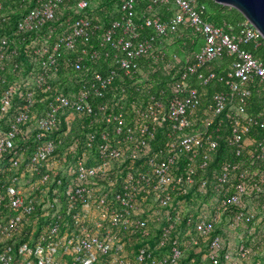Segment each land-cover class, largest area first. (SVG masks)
<instances>
[{
  "label": "built area",
  "instance_id": "2783aa9c",
  "mask_svg": "<svg viewBox=\"0 0 264 264\" xmlns=\"http://www.w3.org/2000/svg\"><path fill=\"white\" fill-rule=\"evenodd\" d=\"M140 1L147 0H125L122 8L127 10L128 15H132V9ZM60 2L61 0H35V5L17 20L16 33L21 35L39 29L53 19ZM74 2L76 8L82 10L89 1ZM150 2L170 3L172 15L166 20L158 16L148 17L141 25L134 23L130 16L112 21L104 32L102 42L111 43L119 51L115 58V68L106 74L94 72L83 77L80 89L71 97L56 94L34 122L31 121L33 91L50 90L47 78L57 57L61 55V48L74 50L78 41L87 42L96 26L86 17H78L71 30L62 35L57 43L45 42L34 47L33 52L39 60L33 68V79L30 74H26L22 80L9 77V72L13 73L17 67L13 60L16 49L12 47L8 36L0 38V161L8 159L4 163L6 169L0 171V208L8 211V214L0 217V235L8 237L14 234L24 223L21 217L30 216L34 211L33 203L23 196L18 187V172H27L31 176L32 191H45L49 188V183H61V179H55L54 175L65 172L61 159L56 155V150L63 145V138L53 135L61 116L76 119L83 115L91 117L102 113L107 124L113 121L114 138L110 139L107 132H102L101 141L93 149L94 134H90L86 146L93 149L92 155H76L73 165L71 164L74 170L69 169L70 173L68 172L73 175L70 199L73 202L80 201L81 205L72 216L74 223L68 234L58 235V223L41 232L45 245L36 243L37 264H57V258L65 245L69 247L71 258L76 264H174L182 257L179 239L169 235V228L181 220L178 214L166 215L169 226L163 232L160 242L161 246L166 247L160 249L157 256L146 248L127 251L125 243L130 242L133 235L148 234L147 221L142 213L152 208L155 214H161L163 206L171 201L173 193L187 192L194 184L196 168H203L209 154L217 147L219 128H209L213 123L211 115L204 118L202 129H194L190 119L197 89L188 81L191 79L190 75L199 68L221 56L231 57L225 82L230 90L236 92L238 98V104L231 114L229 136V143L237 147V155L240 153L242 134L252 126L264 129V116H250L245 112L246 98L250 94L245 83L254 79L264 82V63L253 57L247 48L250 44H260L259 38L264 43L258 30L247 20L237 29L230 25L216 26L202 17V10L197 7L196 0ZM1 9L0 0V18L4 20L6 16L1 13ZM142 25L149 27L152 33L133 42V39L139 37ZM180 27L197 33L203 42L194 53L193 60L184 64L167 102L151 96L143 107L136 109V122L130 124L126 122L122 112H106L105 104L94 101L104 96L119 71L125 75L135 71L139 58L152 50L157 38L175 33ZM82 52H89L91 58L96 56L94 50L83 49ZM163 55L158 53L156 58L168 63L178 59L176 53H171L167 58ZM77 60L82 58L79 56ZM5 66L9 71L7 73H4ZM214 76L213 72L209 73L201 83H208ZM228 97V93L224 91L215 94L208 110L213 115L220 114ZM166 125L168 129L164 142L155 145L156 149L145 157V162L133 170L135 160L141 158V153H148L152 141L155 143L157 129ZM255 151L258 158H264V136L256 140ZM126 159L130 168L125 170L123 165L124 174L119 180V190L112 195L110 188L113 189L117 179L112 176L114 165L111 164L115 161L123 164ZM236 169L237 164L225 163L218 183H226ZM6 171L10 173L8 178L4 177ZM98 179L104 180V183L97 182ZM246 179H252L248 168L239 172L231 192L222 199V204L229 206L243 204L242 210H237L231 216L233 224L251 222L254 218L246 212L250 207V190ZM205 186L206 181L202 180L199 188L203 190ZM253 186L259 188L260 184L253 182ZM138 193H144L142 199L149 200L150 204L136 200ZM191 217L190 214L186 223L191 221ZM218 221V216L211 219L200 218L195 223L196 235L191 236V242L197 244L200 236L211 232ZM228 222L227 220L226 223ZM221 244V235L215 234L209 242L211 264H240L242 260L249 259L250 249L243 243L226 252L221 251ZM22 250V264H28L26 259L29 252L26 246H22ZM253 264L262 262L256 260Z\"/></svg>",
  "mask_w": 264,
  "mask_h": 264
},
{
  "label": "trees",
  "instance_id": "16d2710c",
  "mask_svg": "<svg viewBox=\"0 0 264 264\" xmlns=\"http://www.w3.org/2000/svg\"><path fill=\"white\" fill-rule=\"evenodd\" d=\"M1 1V13H4L6 18L4 20L0 18V38L8 36V39L12 42H10L12 47L16 49L13 60L17 63V67L13 73H10L6 66L4 73L9 72V77H13V79L22 80L26 74H30L32 78L34 75L33 68L37 66L39 60V57L34 54L33 48L45 42L50 44L57 43L62 35L71 30L76 18L86 17L96 26L94 33L87 42L78 41L74 50L61 48V55L57 57L55 65L50 69V76L47 78L50 90H35L32 93V122L43 113L48 101L56 94L71 97L80 89L83 77H87L94 72L106 74L115 68V58L119 51L111 43L102 42L104 32L112 21L130 16L134 23L141 25L145 18L158 16L160 19L166 20L173 13L169 9L170 3L152 4L150 0L138 2L132 9V15H128L127 10L122 8L125 0H96L97 6L92 4L95 0H88V5L82 10L76 8L74 0H61L55 10L53 19L47 21L39 29L20 35L15 31L16 22L35 5V0ZM114 2L115 7L112 9L111 6ZM196 5L202 10V17L216 26L230 25L234 29H237L239 25L246 22V19L237 9L219 4L214 0H196ZM102 7H106L110 11L109 14L104 15L103 12L107 13V10ZM157 8L161 10L155 11ZM150 33H152V30L142 25L139 29V37L133 39V42H137L143 36ZM197 35V33L190 29L180 27L175 33L157 38L152 50L139 58L138 68L127 75L119 71L118 76L114 78L106 89L104 96L96 98L94 101H101L105 104L106 112H114L115 114L122 112L127 123L135 124L136 109L143 107L151 96L163 102H167L170 99L171 88L179 80L184 64L192 61L193 55L197 51ZM169 38H175L176 40L183 39V43L184 41L190 43L191 40L194 46L193 49H195L186 55V61H184L179 70L176 69L174 63H168L166 60L156 58L158 53L164 54V58L170 56L171 53L177 54L176 50L173 52L164 50L166 41ZM259 41H261L260 44H250L247 48L251 51L253 57L264 63V43H262L261 38H259ZM83 49L87 51L94 50L96 56L91 58L89 52H82ZM79 56L82 60L78 61L77 58ZM230 64L231 57L221 56L199 68L194 74H191V79L188 81L191 86L197 89V98L190 117L192 127L194 129H202L204 127V118L207 115H211L213 123L209 128L211 130L216 127L219 128L216 149L209 154L203 168L199 166L196 168L194 184L187 192L173 193L171 201L163 206L161 214H155L152 208H148L142 213L143 218L147 221L148 234L133 235L132 240L125 243V250L132 252L139 248H146L153 251L155 256H157L159 250L166 247V245L161 246L160 242L163 232L169 226L166 215L170 213L171 215L178 214L181 217L180 222H176L173 227L169 228V235L179 239V244L183 250L182 257L174 264H211L209 242L215 234L221 235L222 252L234 250L235 246L237 247L239 243H243L250 249L249 259L242 260L240 264H253L256 260H260L264 264L262 252L264 250V158H258L255 151L256 140L264 136V129L252 126L248 132L242 134L240 153L239 155L236 154L237 147L229 143L231 114L234 107L238 104L236 92L230 90L225 82L226 74L230 70ZM211 72L215 76L208 83H201L202 79ZM72 77H75L77 80L75 90L70 91L66 82L69 78L72 80ZM245 86L250 89V94L246 98L245 112L250 116H264V82L254 79L245 83ZM222 91L227 92L229 95L226 106L220 114L213 115L208 110L209 105L214 95ZM67 120L68 118L65 116H61L59 123H57L53 130L54 136L60 135L63 138V145L56 150V155L61 159L62 163L64 160L62 152L67 144L71 150L68 154L73 165L76 155H92L94 145L101 141L102 132H107L110 139L114 138L113 121L107 124L104 121L102 113L91 117L83 115L76 119L74 118L72 125L77 130L71 136L62 132ZM167 129V125L157 129L155 143L153 144L152 141L148 153H141V158L135 160L132 166L133 170L140 163L145 162V157L156 149L155 145L164 142L167 136ZM90 134H94L93 149L86 146L87 138ZM75 138H77L76 142L74 141ZM4 155L6 156L7 152ZM7 161V158L0 161V171L4 170L3 165ZM88 161L92 162L89 158ZM227 162L237 164V169L229 176L226 183L220 184L218 183V178L222 173L223 165ZM123 165L125 170L130 168V163L126 159L123 164L115 161L113 166L114 171H111L113 178L117 179L113 189L110 188V194L112 195L119 190V180L124 174ZM244 168H248L250 177H252L251 180L246 179L250 190V207L246 212L252 214L254 218L251 222L241 221L233 224L231 216L237 210H242L243 204L229 206L222 204V199L231 192L233 183L238 178L239 172ZM70 170L73 171L74 168L72 169L71 167ZM72 176L67 171L54 175L55 179H61V183H49V188L44 191L49 194L50 200V204H48L46 209L48 218L42 220V225L34 223L35 228L32 219L36 216L35 212L37 206L40 204H35L34 200L28 198L34 206V211L29 216L28 221H25L18 231L14 232L11 236L0 235V263L13 258L18 260L22 258V264V255L24 253L22 246H26L27 250H31L26 259L28 264H37L36 243L39 242L42 246L45 245L40 236L42 231L49 229L54 223H58V235H65L71 231L74 223L72 216L81 205L80 201L73 202L70 199ZM202 180L206 181V186L203 190L199 188ZM97 182L104 183V180L98 179ZM253 182L260 184V187L253 186ZM215 185H217V188H214ZM144 195V193L136 194V200L143 204H150L149 200L142 199ZM2 212H5V215L8 214L7 210L0 208V214ZM190 214L192 216L191 221L186 223ZM214 216L219 217V221L215 224L214 229L205 236H200L199 242L193 244L190 238L196 235L195 223L200 218L211 219ZM224 219L229 221V226L235 228V234L232 237L235 241H230V243L234 242L231 249L225 246L226 235L225 233L223 235L220 229ZM239 232L241 234L237 235L236 233ZM64 256L71 258L70 249L67 245L64 246L57 260ZM132 260L134 262L135 259L132 257Z\"/></svg>",
  "mask_w": 264,
  "mask_h": 264
},
{
  "label": "rangeland",
  "instance_id": "374dc122",
  "mask_svg": "<svg viewBox=\"0 0 264 264\" xmlns=\"http://www.w3.org/2000/svg\"><path fill=\"white\" fill-rule=\"evenodd\" d=\"M92 4H95V6H97V3H96V0L93 1ZM115 7V2L113 3V5L111 6L112 9H114ZM104 9L107 10V13L103 12L104 15H107L109 14L110 11H108V9L106 7H102ZM158 10H161L160 8H157L155 11H158ZM192 41L190 40V44H188L187 46L183 45V39H178L176 40L175 38H169L167 41H166V44L164 46V50H166L167 52H173L174 50L177 51V60L173 61L174 63V66L176 67L177 70H179L181 67H182V64H184V61H186V55L187 54H190V52L195 49L194 46H193V43H191ZM74 75V74H73ZM75 76V75H74ZM73 79L71 80L70 78L68 79V81L66 82V84H68V89L70 91L72 90H75V85H76V78L75 77H72ZM74 120L72 118L68 119L67 122L65 123V126L62 130V132L64 134H67L69 136L73 135L77 128L76 127H73L74 125H72L74 122ZM70 146L72 147V145L70 144ZM70 148L67 144V146L65 147V149L63 150L62 152V156L64 157V160H63V170L64 171H67L70 173V168H71V158L69 157V152H70ZM114 163L111 164V166H113ZM3 168L4 170L6 169V164L3 165ZM9 174L8 171H6L4 177L5 178H8L9 177ZM17 176L19 177V184H18V187L20 189V191L22 192L23 196L25 198H29V199H32L35 201V204H40L37 206V209H36V216H34V218L32 219V223H33V226L35 228V224H40L42 225L43 224V221L44 219H47L48 216H47V206L48 204H50V200H49V194L47 192H44V191H41V190H34L32 191L31 190V176L27 174V172H18L17 173ZM192 204V203H191ZM195 204V203H193ZM34 214V215H35ZM5 215V212H2L0 214V217L1 216H4ZM29 219V216H26V217H21V220L22 221H28ZM227 219H224L223 220V223L221 224V233L224 235L225 233V246L229 247L230 249L232 248V243H230V241H235L233 240L234 238L233 235L235 234V228H232V226H229L227 223ZM35 223V224H34ZM237 235L241 234V232L239 233H236ZM7 249V248H6ZM31 250H28V252H30ZM27 252V253H28ZM263 252V255H264V250L262 251ZM24 255H22L23 257ZM21 259L18 260V259H9V260H6L4 263H0V264H21ZM57 264H76V262L74 260H72V258H69L68 256H64V257H61L58 259V262Z\"/></svg>",
  "mask_w": 264,
  "mask_h": 264
},
{
  "label": "water",
  "instance_id": "95a60500",
  "mask_svg": "<svg viewBox=\"0 0 264 264\" xmlns=\"http://www.w3.org/2000/svg\"><path fill=\"white\" fill-rule=\"evenodd\" d=\"M237 9L264 39V0H214Z\"/></svg>",
  "mask_w": 264,
  "mask_h": 264
},
{
  "label": "crops",
  "instance_id": "0c3cea01",
  "mask_svg": "<svg viewBox=\"0 0 264 264\" xmlns=\"http://www.w3.org/2000/svg\"><path fill=\"white\" fill-rule=\"evenodd\" d=\"M197 39H198V41L196 42V48L198 49V47L202 44V42H203V39H202V37L201 36H198L197 35ZM185 46H187L188 44H190L189 42L188 43H186L185 41H184V43H183Z\"/></svg>",
  "mask_w": 264,
  "mask_h": 264
}]
</instances>
